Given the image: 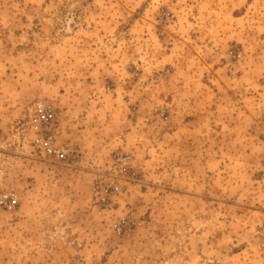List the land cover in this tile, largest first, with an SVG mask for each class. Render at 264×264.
I'll return each instance as SVG.
<instances>
[{"label":"rangeland","instance_id":"1","mask_svg":"<svg viewBox=\"0 0 264 264\" xmlns=\"http://www.w3.org/2000/svg\"><path fill=\"white\" fill-rule=\"evenodd\" d=\"M37 101L75 161L37 152ZM195 113L208 134L175 135ZM180 139L213 148V199L196 183L198 197L179 194ZM125 152L133 178L99 203ZM3 192L19 206L0 205V264H226L222 230L264 218V0H0ZM123 216L134 228L120 234Z\"/></svg>","mask_w":264,"mask_h":264},{"label":"crops","instance_id":"2","mask_svg":"<svg viewBox=\"0 0 264 264\" xmlns=\"http://www.w3.org/2000/svg\"><path fill=\"white\" fill-rule=\"evenodd\" d=\"M182 99H180V102ZM201 115V114H200ZM200 115L198 113H195V118H189L185 119V121H181L179 123V126L177 127V133L175 135H178V132L181 135L189 134L190 137H195L197 139L198 135L203 134L205 132L208 134L209 129L208 126H205V122L207 121L210 124V120L208 117V114H206L207 117L200 119ZM199 125L205 127L206 129H202L199 127ZM82 132V130H81ZM187 133V134H186ZM81 134V133H80ZM181 140L177 142L178 146H176V150L179 153V155H183V148L189 149V162L188 160H184L185 162L189 163L188 168H184L182 166V161L180 163L179 167V177L175 179V183L178 184V180L180 185L179 194L180 195H190L192 198L198 197L196 194L192 193L191 191H187L189 189V186L193 185L194 183L197 185L199 184L201 188L205 189L206 199H213V177L209 173V171L213 170V148L208 143H194V141L189 140L188 146H184L181 143ZM206 142V141H205ZM187 154V153H186ZM187 154V155H188ZM186 169V173L183 171ZM183 180V183L180 181ZM192 190V189H190ZM178 192V191H177ZM210 193V195H208ZM36 195V194H35ZM247 209V208H244ZM250 222V219H252ZM191 221V220H190ZM264 218L261 216H248V213H243L240 215V218L238 220L239 227L234 230L231 227L230 233H226L222 230L220 239L223 241L220 248H216V254L218 258H220L219 261L224 262L226 264H232V263H243V264H264V255H260L262 252L259 248L260 243L264 241ZM255 222V223H253ZM260 222V223H259ZM194 223V222H193ZM212 219L206 218V226L205 230L206 232H212L213 231V225H212ZM191 226V224H190ZM194 230V227L191 228ZM209 238V237H208ZM207 238V239H208ZM211 241L208 243L206 241V248H210L209 250L214 251L213 239H209ZM66 242V240H65ZM64 244V242L60 239L57 240V244ZM255 246L258 248L260 253L255 250ZM255 251L256 254L253 252ZM223 258V260H222ZM81 262L84 264V261L80 259L71 260L67 259L66 257L59 256V258L54 259L52 257H47L44 259V261H37V264H75Z\"/></svg>","mask_w":264,"mask_h":264},{"label":"built area","instance_id":"3","mask_svg":"<svg viewBox=\"0 0 264 264\" xmlns=\"http://www.w3.org/2000/svg\"><path fill=\"white\" fill-rule=\"evenodd\" d=\"M30 125L34 129V145L37 152L52 162L75 161L77 152L72 143L60 144L57 141V114L51 103L37 101L33 107L30 117ZM115 175L100 185L98 191V202L107 203L111 196L118 194L122 190L121 181H129L132 173L131 155L119 153L114 158ZM0 205L6 210H15L19 206L18 197L12 192H3L0 195ZM134 223L127 216L121 217L115 223L118 233H126L134 228ZM259 248L264 251V241Z\"/></svg>","mask_w":264,"mask_h":264}]
</instances>
